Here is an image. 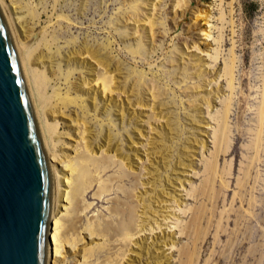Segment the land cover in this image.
<instances>
[{
  "label": "rangeland",
  "instance_id": "1",
  "mask_svg": "<svg viewBox=\"0 0 264 264\" xmlns=\"http://www.w3.org/2000/svg\"><path fill=\"white\" fill-rule=\"evenodd\" d=\"M229 2L185 0L184 10L179 0H15L10 6L22 9L16 24L37 86L44 76H37L35 65L46 70L40 97L57 157L75 143L79 121L93 135L90 150L111 146L142 175L135 236L114 227L115 199H128L119 182L101 199L94 196L102 177L121 174L116 164L95 176L96 189L87 195L93 205L71 237L77 250L56 235L60 252H54V264H264V133L259 152L254 147L264 93V0H233L235 35L228 25L221 32V9L232 19ZM200 7H211L212 37L195 17ZM45 28L53 52L39 46L47 40ZM234 46L231 149L220 155L213 173L205 165L216 151L214 132L228 105L224 68ZM101 69L116 77L122 94H104L94 80ZM121 183L131 189L137 184L133 175ZM106 220L111 225L97 230Z\"/></svg>",
  "mask_w": 264,
  "mask_h": 264
},
{
  "label": "water",
  "instance_id": "2",
  "mask_svg": "<svg viewBox=\"0 0 264 264\" xmlns=\"http://www.w3.org/2000/svg\"><path fill=\"white\" fill-rule=\"evenodd\" d=\"M61 207L55 143L20 31L0 0V264H54Z\"/></svg>",
  "mask_w": 264,
  "mask_h": 264
},
{
  "label": "bare ground",
  "instance_id": "3",
  "mask_svg": "<svg viewBox=\"0 0 264 264\" xmlns=\"http://www.w3.org/2000/svg\"><path fill=\"white\" fill-rule=\"evenodd\" d=\"M10 9L13 17L17 18V22L22 21L21 12L22 9L20 7L18 8H12L10 6L14 5L15 0H4ZM59 3V0H56V4ZM11 4V5H10ZM183 6V10L187 9V4L185 3V0H179V6ZM229 7L231 8V11H229V14L231 15V20L229 21L226 18V14L223 9H221V16L220 19L223 23V28L221 29V32L225 29V27L228 25L232 27L233 34H236L235 28H234V20H233V0L230 3ZM12 8V9H11ZM211 7H200L197 8L195 12L196 19H200L203 21L206 25V28L208 29L206 32V37H212V26H209L212 21V11L210 9ZM55 9L57 11V8L55 6ZM56 14V13H55ZM54 14V15H55ZM31 15L36 17V8L31 12ZM64 16H60L59 18H63ZM52 21V17L50 18ZM21 26L18 27L19 31L21 30ZM25 33V30H23ZM27 36V40H29V34H25ZM51 35V32L49 28H45L43 31V37L47 40H42L39 44L43 47H46L50 52H53V44L49 40V36ZM223 34H220V38L218 41L221 43V40L223 39ZM25 50L28 52V47L26 43H24ZM38 46V47H39ZM220 47V46H219ZM235 47H232L230 52L231 56L229 59H226L225 61V68L224 73L229 76L228 80V86L230 90L229 97L225 100V102L228 101L227 109L223 111L222 113V122L219 123L218 129L214 132V145L216 147V151L211 153L212 158H208L209 164H206V170H211L213 173H215V169L218 166L219 157L222 153L227 154L229 152V149H231L230 144V125H229V119L232 109V100L234 99L235 94V81H236V52ZM221 50L216 48V56L214 58L218 59L219 54ZM43 53V51H42ZM74 58H71L70 61H73ZM75 61V60H74ZM47 61H44L41 59V65L43 67L47 66ZM59 66H61V62H59ZM35 70L37 73V76L43 77L39 81L38 89L41 94V97H43V92L47 89V86H45L47 75L46 70L43 68L39 69V65H35ZM70 73V72H69ZM94 80L97 81V85L102 87V90L104 94L114 96V95H120L122 92L120 90L116 89L117 83H116V77L109 72V70H99L96 74V77ZM82 86V85H81ZM264 88V87H263ZM82 90V89H81ZM117 90V91H116ZM67 101L70 100L71 103H75V99H69L66 97ZM262 105L259 107V128H258V135L257 140L254 143L255 148L257 152H259L261 144L263 142V133H264V93H263V100L261 101ZM74 121V119H72ZM53 127V131L57 129V121L53 124H51ZM77 133V139H75V143L69 150L63 151L64 154L57 157L59 167L61 171H63L62 174H65L66 179L62 180V207L61 212L56 224L55 228V235H54V252H56L55 255L59 254V244L55 241L56 235L61 234L62 238L66 240V242L71 246L69 250L76 251L77 245L74 243V241L71 240V237H74V235L77 233V227L78 223L81 221V215L83 211L88 210L92 207L93 202H89L87 199V195L95 188L96 184V177L97 175H100L101 173H108L110 169L113 166H116V164L119 166L121 174H108L106 179L102 177V183L99 185L98 189L95 191L94 196H96L98 199H101L103 195L107 192L108 194L113 190V186L116 187V183H118L117 187L121 189L123 192H126L128 195V199L121 200L120 198H116L115 201L117 204L113 206V212L117 213L119 218L117 223L114 225L116 231L118 233H121V235L126 234L132 238V232L135 234L139 231L140 225H137V222L140 218V211L142 209L141 202L139 201V198L142 194V191L140 189L141 186V172H138V169H132V166H130V163H127L125 159L121 158V156L118 155V153H112L111 146L105 148L103 143H100L99 145L95 146L93 150H90L91 147L89 146V142H92V133H88V128L84 123H77L75 124ZM61 139H58L55 142L59 143ZM56 145V143H55ZM72 153V155H70ZM258 156V154H257ZM257 159V158H256ZM133 175L135 177V180L137 182L136 186L131 189L128 188V185L122 184L121 181L126 180L128 177ZM215 177L213 175L210 176V179L207 180L209 184V191L211 188V184L215 182ZM241 180V179H240ZM239 180V181H240ZM244 182L246 181H240L239 185L244 186ZM226 189H228L229 185L228 182L224 183L223 185ZM240 186V187H241ZM140 193V195H139ZM209 193V192H208ZM221 191L215 195V198L218 199L221 196ZM236 195V194H235ZM136 196L138 197L136 199ZM236 199V196H235ZM134 200V201H132ZM138 201L139 203L136 204L135 202ZM185 211V210H184ZM191 222L195 225H200V222H197V217L193 216V219H191ZM100 224V225H99ZM97 225V230H101V226L103 228H108L111 224L107 223V220L105 223H102L101 221ZM184 231V230H182ZM185 232V231H184ZM262 243L260 246H263ZM262 260V258H261ZM71 264V263H70ZM194 264V262L190 263Z\"/></svg>",
  "mask_w": 264,
  "mask_h": 264
}]
</instances>
